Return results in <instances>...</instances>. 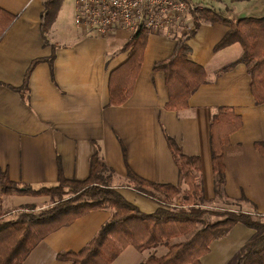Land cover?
<instances>
[{
    "label": "crops",
    "instance_id": "obj_1",
    "mask_svg": "<svg viewBox=\"0 0 264 264\" xmlns=\"http://www.w3.org/2000/svg\"><path fill=\"white\" fill-rule=\"evenodd\" d=\"M192 1L197 7H215L230 17L260 13L264 6V0ZM0 7L19 15L0 41V167L12 180L34 186L56 185L59 160L68 178L85 179L98 145L120 178L118 190L144 213H153L160 203L128 186L123 150H127L128 164L142 177L183 187L167 133L184 153L201 157L199 182L210 200L215 190L210 124L220 107L233 106L242 114L244 124L225 149L224 192L232 199L245 195L256 204L255 210L264 214V156L256 146L264 142V104L254 101L246 64L238 63L217 75L244 54L240 43L214 50L228 24L203 20L187 40L188 57L206 69L207 81L193 93L187 108L171 111L165 108L169 100L165 74L154 70V65L173 55L176 34H149L132 96L122 105H108L110 72L129 58V52L121 48L131 32L117 30L102 37L78 28L68 40H61L66 35H56V29L63 31L61 8L46 44L41 32L44 0H0ZM54 44V77L48 61L40 62L30 75L29 99L25 100L8 85L21 86L32 61L50 56ZM48 201V196L1 195L0 208L9 216L20 206H41ZM112 214L113 210H94L60 228L43 239L22 264H72L58 259V253L84 248ZM254 234L253 228L236 224L211 242L200 264H229ZM155 250L141 252L128 246L111 264H141Z\"/></svg>",
    "mask_w": 264,
    "mask_h": 264
},
{
    "label": "trees",
    "instance_id": "obj_2",
    "mask_svg": "<svg viewBox=\"0 0 264 264\" xmlns=\"http://www.w3.org/2000/svg\"><path fill=\"white\" fill-rule=\"evenodd\" d=\"M63 2L44 0L41 32L46 44L49 43L47 34ZM18 17L0 7V41ZM191 17L193 27L178 38L173 55L154 65V70L163 71L166 77L169 100L165 108L171 111L187 108L193 93L207 81L206 69L188 57L187 44L203 20L229 25L228 31L215 45V51L234 43H240L244 51L241 59L224 66L217 75L233 69L238 63L246 64L254 101L257 105L264 104V18L261 13L253 11L243 17H230L215 7L204 6L192 10ZM149 34L147 29L139 28L131 33L121 48L129 52V58L110 72L108 105H122L132 96ZM56 47L55 44L52 46L50 56L32 61L21 86H8L28 100L30 75L40 62L48 61L54 77ZM243 124L242 114L236 112L233 106L220 107L210 124L215 193L226 205L222 211L212 210L204 186L199 182L201 157L184 153L175 138L167 133L169 148L183 177V187L142 177L128 164L127 150L125 147L123 150L128 168V186L160 203L153 213H144L118 190L116 183L120 178L108 165L98 145L91 156L89 174L85 179L68 178L60 160L58 183L52 186H34L12 180L8 171L0 167V196L28 194L49 197L47 204H26L16 208L9 216H4L5 212L0 208V264H22L48 235L94 210H113V214L84 248L59 252L58 259L72 264H111L128 246L141 252L166 246L165 254L158 255L155 250L141 264H200L201 258L210 251L213 240L225 236L236 224L242 223L253 228L255 234L229 264H264V214L258 213L256 204L245 195L232 199L224 192L225 149L231 136ZM256 146L264 156V142L260 141ZM177 198L180 204L169 201ZM212 215L222 218L211 220ZM183 236L188 237L182 241L174 240Z\"/></svg>",
    "mask_w": 264,
    "mask_h": 264
},
{
    "label": "built area",
    "instance_id": "obj_3",
    "mask_svg": "<svg viewBox=\"0 0 264 264\" xmlns=\"http://www.w3.org/2000/svg\"><path fill=\"white\" fill-rule=\"evenodd\" d=\"M75 25L97 36L117 30L173 35L181 31L190 12L197 8L192 0H74Z\"/></svg>",
    "mask_w": 264,
    "mask_h": 264
},
{
    "label": "rangeland",
    "instance_id": "obj_4",
    "mask_svg": "<svg viewBox=\"0 0 264 264\" xmlns=\"http://www.w3.org/2000/svg\"><path fill=\"white\" fill-rule=\"evenodd\" d=\"M74 0H65L64 5L62 7V17L60 19V26L63 27V31L62 28H58L56 29V35H58V37H61L64 33L66 32V35L64 34L61 38V40H68V38H70V35H74L75 31H78V27L75 25V21H74ZM64 16H67L66 19L64 18ZM191 27H193V23H192V17L187 18L186 22L183 25V28L181 29V31L176 33L175 38L178 40V38L180 36H182L187 30H189ZM213 196L211 197V199L209 200L212 207V210H217V211H222L224 209V207H226V205H223L220 199H218L215 190L213 191ZM171 203L177 205L180 204V200L177 198L176 200H169ZM246 209V208H245ZM13 213V212H12ZM11 213V214H12ZM222 217L219 215H212L210 216L211 220H220ZM200 226V225H199ZM188 236H183V237H179V238H175V241H182L184 239H186ZM166 251V247L165 246H160L159 248H157L156 253L158 255H163L165 254Z\"/></svg>",
    "mask_w": 264,
    "mask_h": 264
},
{
    "label": "water",
    "instance_id": "obj_5",
    "mask_svg": "<svg viewBox=\"0 0 264 264\" xmlns=\"http://www.w3.org/2000/svg\"><path fill=\"white\" fill-rule=\"evenodd\" d=\"M259 11H260V13H261V17L264 18V6H263Z\"/></svg>",
    "mask_w": 264,
    "mask_h": 264
}]
</instances>
